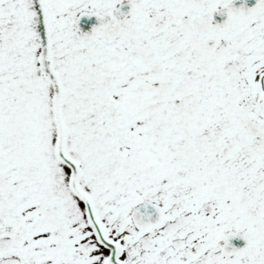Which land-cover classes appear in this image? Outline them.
<instances>
[{
	"label": "snow or ice",
	"instance_id": "snow-or-ice-1",
	"mask_svg": "<svg viewBox=\"0 0 264 264\" xmlns=\"http://www.w3.org/2000/svg\"><path fill=\"white\" fill-rule=\"evenodd\" d=\"M0 264H264V0H0Z\"/></svg>",
	"mask_w": 264,
	"mask_h": 264
}]
</instances>
